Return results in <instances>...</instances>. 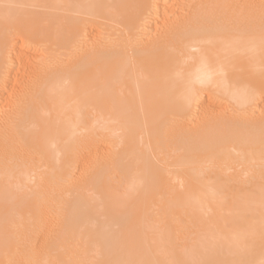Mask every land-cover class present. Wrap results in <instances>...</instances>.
<instances>
[{"label": "bare ground", "instance_id": "1", "mask_svg": "<svg viewBox=\"0 0 264 264\" xmlns=\"http://www.w3.org/2000/svg\"><path fill=\"white\" fill-rule=\"evenodd\" d=\"M178 1L0 0V264H264V0Z\"/></svg>", "mask_w": 264, "mask_h": 264}, {"label": "rangeland", "instance_id": "2", "mask_svg": "<svg viewBox=\"0 0 264 264\" xmlns=\"http://www.w3.org/2000/svg\"><path fill=\"white\" fill-rule=\"evenodd\" d=\"M202 1H204V0H192V2H191V0H190V2L191 3H188L189 1L187 0H182V1H178L179 3H177V5L176 6H178V8H179V10H178V12H173V13H171V14H169L168 15V20H179V19H181V18H183V17H186V15L188 14L186 11H188V10H186L187 9V3H188V6H192V9H194L198 4H200ZM242 1L243 0H237V2H239L240 4L242 3ZM181 3H183L182 5H180L181 7H179V4H181ZM189 4H191V5H189ZM181 8V9H180ZM183 10V11H182ZM186 10V11H185ZM190 11V10H189ZM180 12V13H179ZM191 12V11H190ZM189 12V13H190ZM173 15V16H172ZM183 16V17H182ZM159 22H162L161 20H159ZM158 23H156V25H157ZM160 24V23H159ZM158 24V25H159ZM159 28L161 27V26H158ZM110 30V28H107V30L106 29H102V31H103V33L101 32V34H103V35H105V37L106 38H110L109 36L112 34V31H109ZM105 32V33H104ZM147 32V31H146ZM109 34V35H108ZM108 37H107V36ZM144 35L147 37V35L144 33ZM101 37L100 38H103L102 37V35H100ZM104 37V38H105ZM111 39V38H110ZM42 37H38L37 38V40H35V41H33V42H31V44H33V50L34 51H31L32 52V54H33V52H34V54H33V56L38 60L39 58H41L45 63H49L50 61H51V59H54L53 57L55 56V55H57L56 53H55V55H54V51H52V50H50L49 48H47V46L45 45V44H43L42 43ZM83 46H82V49H86V48H88L89 47V43H87V42H85V43H83L82 44ZM88 45V46H87ZM47 49V50H46ZM53 49H55V47H53ZM52 51V52H51ZM30 52V53H31ZM42 52H45V55L44 54H42ZM52 53H53V55H52ZM47 61H45V60ZM252 136V135H251Z\"/></svg>", "mask_w": 264, "mask_h": 264}]
</instances>
